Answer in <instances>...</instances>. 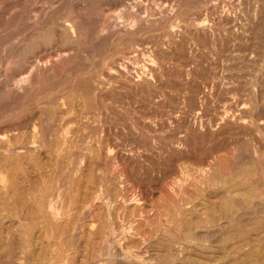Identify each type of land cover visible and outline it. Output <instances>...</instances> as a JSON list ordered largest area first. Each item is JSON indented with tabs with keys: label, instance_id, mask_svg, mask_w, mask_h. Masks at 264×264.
<instances>
[{
	"label": "rangeland",
	"instance_id": "rangeland-1",
	"mask_svg": "<svg viewBox=\"0 0 264 264\" xmlns=\"http://www.w3.org/2000/svg\"><path fill=\"white\" fill-rule=\"evenodd\" d=\"M71 1L86 31L61 45L70 0H0V131L20 147L2 181L21 198L0 264H264V0Z\"/></svg>",
	"mask_w": 264,
	"mask_h": 264
},
{
	"label": "bare ground",
	"instance_id": "bare-ground-1",
	"mask_svg": "<svg viewBox=\"0 0 264 264\" xmlns=\"http://www.w3.org/2000/svg\"><path fill=\"white\" fill-rule=\"evenodd\" d=\"M26 4H27V1H29V0H23ZM47 1V0H46ZM74 1V0H73ZM79 1V0H78ZM144 1V0H143ZM159 1V0H158ZM173 1V0H172ZM177 2V0H174L173 2ZM179 1H182V2H184V3H186V4H188L189 6H191V7H200V6H202V5H207L208 3H210V0H179ZM178 1V2H179ZM215 1V0H214ZM220 1V0H219ZM229 1V0H228ZM248 1V0H247ZM256 1V0H255ZM254 1V2H255ZM262 1V0H261ZM60 2V1H59ZM58 2V3H59ZM72 1L70 0V2H69V4L66 6V15H65V18L63 19V21L61 22V24H60V26H61V30H62V32H63V34H64V39H63V42H62V44L61 45H65L66 43H72L73 42V40H74V35H73V33L75 34V33H85V31H86V25H85V23H84V21H83V16H82V14H81V12H79V11H77L75 8H74V6H72V3H71ZM89 2V1H88ZM91 2V1H90ZM93 2V1H92ZM97 2V1H96ZM95 2V3H96ZM146 2V1H145ZM177 2V3H178ZM213 2V1H212ZM211 2V3H212ZM223 2V1H222ZM230 2V1H229ZM242 2H243V0H242ZM251 2V1H250ZM38 3V2H37ZM57 3V4H58ZM165 3V2H164ZM232 3H233V1H232ZM1 4H3V3H1ZM36 4V3H35ZM145 3L144 2H142V0H132V2L131 3H128V8H130V7H132V6H138V7H142V5H144ZM154 4H156V1H155V3ZM153 4V5H154ZM162 4H163V2H162ZM162 4H160V5H162ZM169 4V3H168ZM219 4H222L221 2L219 3ZM248 4V3H247ZM28 5V4H27ZM34 5V4H33ZM38 5H41V4H38ZM99 5V4H98ZM103 5V4H102ZM101 5V6H102ZM152 5V6H153ZM165 5V4H164ZM174 5H175V3H174ZM176 5H178V4H176ZM176 5L174 6V7H176ZM226 5V4H225ZM35 6V5H34ZM117 6H118V4H117ZM126 6V5H125ZM168 6V5H167ZM185 6V5H184ZM33 7V6H32ZM53 7V6H52ZM104 7V6H103ZM159 7V6H158ZM161 7V6H160ZM165 8H167L166 6H164ZM224 7H226V6H224ZM29 8H31V7H29ZM55 8V7H54ZM112 8V7H111ZM115 8V7H114ZM144 8V7H143ZM168 8H170V6L168 7ZM212 8H213V6H212ZM13 9V8H12ZM16 9V8H15ZM24 9V8H23ZM49 9V8H48ZM125 9V8H124ZM127 9V8H126ZM125 9V10H126ZM131 9V8H130ZM139 9H141L142 10V8H139ZM153 9V8H152ZM209 9V8H208ZM211 9V8H210ZM229 9V8H228ZM51 10V9H50ZM81 10V9H80ZM140 10V11H141ZM154 10V9H153ZM157 10V9H156ZM167 10V9H166ZM166 10L165 9H161V10H159V12L157 13L158 14V18L159 19H163V20H166L169 16H167V12H166ZM175 10V9H174ZM180 10V9H179ZM22 11V10H21ZM24 11V10H23ZM22 11V12H23ZM119 11H121V8H120V10ZM124 11V10H123ZM143 11V10H142ZM167 11H169V10H167ZM185 11V10H184ZM210 11V10H209ZM213 11V10H212ZM10 12V11H9ZM13 12V11H12ZM15 12V11H14ZM22 12H21V14H22ZM40 12H42V11H40ZM48 12V11H47ZM110 12V11H109ZM116 12V11H115ZM176 12H177V8H176ZM179 12V11H178ZM196 12V11H195ZM84 13H86V10H85V12ZM112 13V12H111ZM114 13V12H113ZM127 13V12H126ZM132 13V12H131ZM139 13V12H138ZM169 13V12H168ZM186 13V12H185ZM197 13V12H196ZM13 14V13H12ZM11 14V15H12ZM34 14V16L36 17L38 14L37 13H33ZM45 15L47 14V13H44ZM96 14V13H95ZM122 14V13H121ZM156 14V15H157ZM195 14V13H194ZM10 15V14H9ZM45 15H44V17H45ZM49 15V14H48ZM59 15V14H58ZM100 15H101V12H100ZM115 15H116V13H115ZM144 15V14H143ZM142 15V16H143ZM203 15V14H202ZM50 16V15H49ZM102 16V15H101ZM103 16H104V14H103ZM108 16V15H107ZM141 16V15H140ZM171 16V15H170ZM189 16V15H188ZM8 17V16H7ZM12 17H13V15H12ZM34 17V18H35ZM60 17V16H59ZM121 17V16H120ZM201 17V16H200ZM5 18H6V16H5ZM116 18H118L119 19V17L118 16H116ZM122 18V17H121ZM139 18H141V17H139ZM154 18V17H153ZM204 18V17H203ZM9 19V18H8ZM28 19V21H30L29 20V18H27ZM99 19V18H98ZM134 19V18H133ZM156 19V18H155ZM158 19V20H159ZM198 19H200V18H198ZM205 19V18H204ZM37 20H38V18H37ZM37 20H36V22H37ZM111 20V19H110ZM110 20L107 18V19H105V21H107V22H105L103 25H102V27H100V28H97L96 29V31H95V33H99L100 31H102L103 29L105 30V28H110V27H115V24L113 23V22H110ZM122 20V19H121ZM154 20V19H153ZM169 20V19H168ZM117 21V20H116ZM123 21V20H122ZM130 21V20H129ZM176 21V20H175ZM203 21V20H202ZM24 22V21H23ZM22 22V23H23ZM102 22H104V21H102ZM115 22V21H114ZM119 22V21H118ZM118 22H116V24L118 25ZM133 22V21H132ZM158 22V21H157ZM37 23H39V22H37ZM128 24H130L131 23V21H130V23L129 22H127ZM154 23V22H153ZM161 23V22H160ZM172 23V22H171ZM197 23V22H196ZM147 24H148V22H147ZM189 24V23H188ZM199 24V23H198ZM131 25V24H130ZM133 25V24H132ZM159 25V24H158ZM193 25V24H192ZM122 26V25H121ZM176 26V25H175ZM197 26H199V25H197ZM127 27L129 28V26L127 25ZM133 27V26H132ZM32 29L34 28V27H31ZM121 28V27H120ZM112 29V28H111ZM155 29V28H154ZM167 29H168V27H167ZM122 30V29H121ZM126 30V29H125ZM179 30V29H178ZM137 30H134L133 32H136ZM28 32V31H27ZM30 32V31H29ZM166 33H170L169 31H166ZM141 34V33H140ZM115 35V34H114ZM162 35V34H161ZM138 37V36H137ZM22 38V37H21ZM125 38V37H124ZM148 38V37H147ZM150 38H152V37H150ZM19 39V38H18ZM122 40V39H121ZM145 40H147V39H145ZM151 40V39H150ZM154 40H156V38L154 39ZM10 41H13L14 42V40H10ZM10 41H8L9 43H10ZM103 42L104 41H106V40H102ZM102 41H101V43H102ZM119 41V40H118ZM138 41H140V40H138ZM143 41V40H142ZM161 41V40H160ZM87 42V41H86ZM107 42V41H106ZM141 42V41H140ZM147 42V41H146ZM167 42V41H166ZM169 42V41H168ZM22 43V42H21ZM163 43V42H162ZM87 44V43H86ZM99 45H100V42L98 43ZM7 45H9V44H7ZM12 46H13V43L11 44ZM98 45V46H99ZM159 45V44H158ZM167 45V44H166ZM153 46V45H152ZM151 46V47H152ZM9 47H10V45H9ZM53 47H55V46H53ZM169 47V46H168ZM4 48H7V46L6 47H4ZM84 48V47H83ZM97 48V47H96ZM152 48H155V47H152ZM12 49V48H11ZM95 49V48H94ZM7 50V49H6ZM5 50V51H6ZM8 50H10L9 48H8ZM8 50H7V52H8ZM55 50H57V49H55ZM65 50V49H64ZM63 50V51H64ZM4 50H1V53L3 52ZM11 51V50H10ZM44 51V50H43ZM165 51V50H164ZM47 52V51H46ZM62 52V51H61ZM4 53V52H3ZM2 53V54H3ZM6 53V52H5ZM10 53V52H9ZM8 53V54H9ZM52 53V52H51ZM69 53H71V52H69ZM90 54L92 53V52H89ZM63 54V53H62ZM4 55V54H3ZM45 55V54H44ZM47 55V54H46ZM51 55H53V53L51 54ZM70 56H71V54H69ZM74 55V54H73ZM126 55H128V54H126ZM132 54H130V56H131ZM161 55V54H160ZM56 56H57V54H56ZM62 56V55H61ZM64 56V55H63ZM69 56V57H70ZM41 57H43V56H41ZM51 57V56H50ZM49 57V58H50ZM52 57H54V55L52 56ZM65 57V56H64ZM64 57H61V58H64ZM67 57V56H66ZM7 58V57H6ZM45 58V57H44ZM55 58V57H54ZM53 58V59H54ZM68 58V57H67ZM73 58V57H72ZM72 58H70V59H72ZM1 59H2V57H1ZM11 59V58H10ZM38 59V58H37ZM47 59V58H46ZM46 59H44V60H46ZM52 59V58H51ZM50 59V60H51ZM52 59V60H53ZM57 59V58H56ZM56 59H54V60H56ZM66 59V58H65ZM69 59V58H68ZM125 59V58H124ZM30 61H29V69L31 70V68H33V67H35V66H37L38 65V61L37 60H31V59H29ZM58 60H59V58H58ZM63 60V59H62ZM10 61V60H9ZM9 61H8V63H9ZM13 61V60H12ZM57 61V60H56ZM56 61H54V62H56ZM64 61V60H63ZM117 61V60H116ZM16 61L14 60V63H15ZM42 62V61H41ZM45 62V61H44ZM68 62V61H67ZM11 63V62H10ZM10 63L8 64V65H10ZM53 63V62H52ZM59 63V62H58ZM58 63H56V64H58ZM118 63H121V62H118ZM16 64V63H15ZM48 64V63H47ZM49 64H51V63H49ZM54 64V63H53ZM69 64V63H68ZM115 64V63H114ZM124 64V63H123ZM79 65H80V63H79ZM16 66V65H15ZM1 67V66H0ZM38 67V66H37ZM40 67V66H39ZM41 67H42V65H41ZM44 67V66H43ZM54 67H55V65H54ZM74 67V66H73ZM49 68V67H48ZM57 68V67H56ZM78 68V67H77ZM28 69V68H27ZM34 69V68H33ZM75 69V68H74ZM74 69H72V70H74ZM116 69V68H115ZM118 69V68H117ZM122 69V68H121ZM57 70V69H56ZM47 71L48 70H46V72H45V74L47 73ZM67 71V70H66ZM121 71V70H120ZM30 72V71H29ZM32 72H34L33 70H32ZM72 72V71H71ZM119 72V71H118ZM49 73H51V72H49ZM48 73V74H49ZM55 73V72H54ZM77 73H78V71H77ZM22 74V73H21ZM30 74H32L31 72H30ZM35 74V73H34ZM55 74H57V73H55ZM85 74V73H84ZM6 75V74H5ZM28 75H29V73H28ZM36 75V74H35ZM52 75L53 74H51V77H52ZM67 75V74H66ZM70 75V74H69ZM25 76V75H24ZM33 76V75H32ZM42 76V75H41ZM48 76V75H47ZM46 75H45V78L47 77ZM82 76V75H81ZM80 76V77H81ZM20 77V76H19ZM28 77V76H27ZM30 77V76H29ZM29 77L27 78V79H29ZM40 77V76H39ZM63 77V76H62ZM61 77V78H62ZM35 78H36V76H35ZM34 78V79H35ZM40 78H42V77H40ZM48 78V77H47ZM110 79H111V77H110ZM24 80H26L25 79V77H23L22 79H17L16 81H15V83H18V82H20V81H24ZM45 80V79H44ZM91 80H93V78L91 79ZM29 81V80H28ZM27 81V82H28ZM25 82V81H24ZM102 82V81H101ZM98 83H100V82H98ZM24 84V83H23ZM39 84V83H38ZM27 85V84H26ZM34 85V84H33ZM36 85L37 84H35V87L34 88H36ZM86 85V84H85ZM16 86V84L14 85V87ZM18 86V85H17ZM19 86H20V84H19ZM38 86V85H37ZM50 86H51V84H50ZM78 86V85H77ZM33 87V86H32ZM81 87V86H80ZM37 89V88H36ZM35 89V90H36ZM75 89V88H74ZM29 90V88L27 89L26 88V91H28ZM82 90V89H81ZM84 90V89H83ZM94 90V89H93ZM19 91V90H18ZM34 91V90H33ZM79 91V90H78ZM17 92V91H16ZM20 93H21V91H19ZM31 94H33V92L31 93ZM77 95V94H76ZM12 96V95H11ZM22 96H24V94L22 95ZM81 96V95H80ZM17 97V96H16ZM15 97V98H16ZM21 97V96H20ZM17 99V98H16ZM15 99V100H16ZM27 100V99H26ZM45 100V99H44ZM39 102V101H38ZM37 102V103H38ZM12 103V102H11ZM35 103H36V101H35ZM29 104V103H28ZM32 104V103H31ZM18 106V105H17ZM20 106V105H19ZM25 106V105H24ZM22 108H24V107H22ZM22 108H21V110L20 111H22ZM17 109V108H16ZM33 110V109H32ZM36 110V109H35ZM16 111V110H15ZM54 111V110H53ZM36 113V112H35ZM45 113V112H44ZM26 114V113H25ZM14 115H15V113H14ZM46 115V114H45ZM12 117V116H11ZM43 118V117H42ZM48 120V119H47ZM3 121V119L2 118H0V123ZM14 121V120H13ZM23 121V120H22ZM20 122V121H19ZM9 123V122H8ZM21 123V122H20ZM48 123V122H47ZM19 126H20V124H18ZM18 125H14V126H12V128L14 127L15 128V126H18ZM30 125V124H29ZM8 126V125H7ZM6 126V127H7ZM19 128V127H18ZM0 129H1V127H0ZM8 129H10V128H8ZM11 130H13V129H11ZM47 130H50V128L49 129H47ZM11 133V132H10ZM12 137H14V135H13V133L12 134H8V133H6V131H3V132H1L0 131V202L2 201V205H0L1 207H0V259L1 258H8V261H9V259H11L13 256H14V254H15V252H14V249H15V251L17 250L16 249V246H15V243H14V241H16L15 239H18V238H16V236L18 235V234H16L15 232H13V230L11 231V229H9V227L7 226V228H8V230L6 229V230H4V228H6L1 222V220H3L5 217H9V219L8 220H10V217L13 215V216H15L13 213H12V215H11V213L10 212H8V211H6V212H2V210L4 209L5 210V204H9L10 203V199H9V196H11V199H12V202H14V201H20V199L21 198H19L20 196H18V194L17 193H14V194H10L9 193V188H7V185H6V183L5 182H3L2 181V178H4V177H6V175H7V168H8V166H10V165H14V164H17V161H18V159H14L13 157H15V154H18V149L20 148V147H16V146H14L13 144H12ZM258 140V139H257ZM259 143V142H258ZM111 146V145H110ZM260 146V145H259ZM213 147V146H212ZM246 152V151H245ZM249 152V151H248ZM105 153V152H104ZM98 155V154H97ZM236 155V157H237V154H235ZM13 156V157H12ZM17 156V155H16ZM218 157V156H217ZM220 157V156H219ZM221 157H222V154H221ZM228 157H229V155H228ZM227 157V158H228ZM248 157H250V156H248ZM242 158V157H241ZM257 158V157H256ZM238 159V158H237ZM244 159V158H243ZM249 159V158H248ZM246 160V161H249V160ZM252 159V158H251ZM263 159V158H262ZM229 160V159H228ZM227 160V162H229ZM245 160V159H244ZM255 160H257V159H255ZM72 161H74L73 159H72ZM221 161V160H220ZM225 161V160H224ZM239 161V160H238ZM253 161V160H252ZM258 161V160H257ZM260 161V160H259ZM258 161V162H259ZM97 162V161H96ZM226 162V163H227ZM232 162V161H231ZM240 162V161H239ZM242 162H243V160H242ZM261 162V161H260ZM98 163H99V161H98ZM218 163V162H217ZM234 163V162H233ZM244 163V162H243ZM252 163V162H251ZM242 164V163H241ZM245 164V163H244ZM243 164V165H244ZM262 164V163H261ZM264 164V163H263ZM240 165V164H239ZM259 165V164H258ZM227 166H228V163H227ZM226 166V168H228L227 170L229 171L230 169H229V167H227ZM232 166V165H231ZM254 166V165H253ZM262 166V165H261ZM94 167V166H93ZM102 167V166H101ZM104 167V166H103ZM222 167H225V166H222ZM264 167V166H263ZM219 168V167H218ZM235 167H233V169H234ZM245 169H246V167H244ZM260 169H261V167H259ZM259 168H257V171H258V169ZM71 169V168H70ZM73 169V168H72ZM223 169V168H222ZM237 169V168H236ZM248 169V168H247ZM251 169H252V167H251ZM259 169V170H260ZM221 170V169H220ZM219 170V171H220ZM224 170H226V169H224ZM254 170V169H253ZM264 170V169H263ZM105 171V170H104ZM223 171V170H222ZM256 171V172H257ZM93 172V171H92ZM231 172H235L234 170L233 171H231ZM246 172V171H245ZM255 172V171H254ZM260 172V171H259ZM104 173V172H103ZM223 173V172H222ZM227 173V172H226ZM230 173V172H229ZM228 173V174H229ZM241 173V172H240ZM240 173H237V174H240ZM203 174V173H202ZM220 174V173H219ZM242 174H243V172H242ZM251 173H249V175H250ZM260 174H263V172H260ZM221 175V174H220ZM227 175V174H226ZM256 175V174H255ZM264 175V174H263ZM205 176V175H204ZM207 176V175H206ZM223 176V175H222ZM222 176H221V178H222ZM225 176V175H224ZM230 176V175H229ZM228 176V177H229ZM239 176V175H238ZM237 176V177H238ZM259 176V175H258ZM226 177V176H225ZM240 177H241V175H240ZM199 178V177H198ZM204 178V177H203ZM216 178V177H215ZM220 178V179H221ZM243 178V177H242ZM97 179H98V177H97ZM218 179V178H217ZM227 179V178H226ZM237 179V178H236ZM210 180V179H209ZM209 180H208V182H209ZM222 180V179H221ZM220 180V181H221ZM223 180L225 181V179L223 178ZM238 180V179H237ZM242 180H245L244 178L242 179ZM241 179H240V182L242 181ZM98 181V180H97ZM105 181V180H104ZM198 181V180H197ZM205 181V180H204ZM207 181V180H206ZM205 181V182H206ZM220 181H217V182H220ZM227 181V180H226ZM246 181V180H245ZM250 181V180H249ZM50 182V181H49ZM223 182V181H222ZM244 182V181H243ZM199 183V182H198ZM221 183V182H220ZM246 183V182H245ZM250 183H251V181H250ZM255 183V185H257V183H259V181L256 183V181L254 182ZM98 184V183H97ZM96 184V185H97ZM206 184V183H205ZM209 184V183H208ZM223 184H224V182H223ZM232 184V183H231ZM230 184V185H231ZM252 184V183H251ZM263 184V183H262ZM95 185V186H96ZM228 185H229V183L227 184V187H228ZM239 185H241L240 183H239ZM243 185V184H242ZM245 185V184H244ZM261 185V184H260ZM108 187V186H107ZM195 187V186H194ZM198 187V186H197ZM207 187V186H206ZM222 187V186H221ZM220 187V188H221ZM226 187V186H225ZM232 186H230L229 187V189L231 188ZM236 187V186H235ZM260 187V186H259ZM47 188V187H46ZM106 188V187H105ZM210 188V187H209ZM243 188H246V185H245V187H243ZM256 188H258L257 186H256ZM256 188H254V189H256ZM262 188H263V186H262ZM109 189V188H108ZM195 189V188H194ZM199 188H197V190H198ZM207 189V188H206ZM211 189V188H210ZM231 189H233L234 190V188L232 187ZM242 189V188H241ZM258 189H260V188H258ZM107 190V189H106ZM223 190H224V188H223ZM228 190V189H227ZM243 190H245L244 192H243V198L245 199V201L243 202V203H245L246 201L247 202H250V200H252V196H253V198H256V197H254V193H255V190H251V189H248V190H246V189H243ZM263 190H264V188H263ZM41 191H43V190H41ZM92 191V190H91ZM90 191V192H91ZM116 191V190H115ZM210 191V190H209ZM212 191V190H211ZM218 191V190H217ZM225 191V190H224ZM231 191V190H230ZM236 191V190H235ZM234 191V193H236L235 194V196H237V192H235ZM242 191V190H241ZM241 191L239 192L240 194H241ZM64 192V191H63ZM177 192V191H176ZM261 192V191H260ZM71 193H73V192H71ZM211 193V192H210ZM225 193V192H224ZM42 194V193H41ZM217 194V193H216ZM215 194V195H216ZM230 194H231V192H230ZM230 194H229V197L231 198V196H230ZM256 194H257V192H256ZM261 195V193H258V195ZM15 195H17L16 196V198H14V196ZM40 195V194H39ZM61 195V194H60ZM88 195H89V193H88ZM108 195V194H107ZM232 195V194H231ZM239 195V194H238ZM258 195H257V197H258ZM44 196V195H43ZM240 196V195H239ZM239 196H237V197H239ZM85 197H87V196H85ZM100 197V196H99ZM113 197V196H112ZM236 197V198H237ZM263 197V196H262ZM43 197L41 196V199H42ZM53 198V197H52ZM93 198H94V196H93ZM101 198V197H100ZM123 198V197H122ZM177 198V197H176ZM225 198H226V196H225ZM232 198H233V195H232ZM232 198H231V200L228 198V199H226V206H232V204H233V201H232ZM235 198V197H234ZM233 198V200H236V198L234 199ZM185 199V198H184ZM241 199V198H240ZM48 200V199H47ZM51 200V199H50ZM65 200V199H64ZM89 200V199H88ZM93 200V199H92ZM95 200V199H94ZM107 200V199H106ZM177 199H175V201H176ZM224 200V199H223ZM238 200V199H237ZM243 200V199H242ZM249 200V201H248ZM256 200V199H255ZM38 201V200H37ZM44 201H45V199H44ZM53 201V200H52ZM108 201V200H107ZM119 201V200H118ZM129 201V200H128ZM186 201V200H185ZM216 201V200H215ZM239 201V200H238ZM257 201H259L260 202V200H257ZM49 202H51V201H49ZM48 202V203H49ZM253 202V201H252ZM258 202V203H259ZM60 203V202H59ZM236 203H239V204H241V206L243 205V207H244V204L241 202L240 203V201L239 202H236ZM255 203H256V201H255ZM40 204H42V203H40ZM47 204V203H46ZM52 204V203H51ZM67 204V203H66ZM113 204H114V202H113ZM218 204V203H217ZM224 204V203H223ZM222 204V205H223ZM250 205L252 204V203H249ZM249 204H248V206H249ZM264 204V203H263ZM36 205H38V203L36 204ZM48 205V204H47ZM83 205V204H82ZM81 205V206H82ZM176 205V204H175ZM221 205V204H220ZM221 205V206H222ZM234 205V204H233ZM254 205V204H253ZM257 206H258V204H256ZM262 205V204H261ZM38 206H41V205H38ZM50 206V205H49ZM69 206V205H68ZM78 206V205H77ZM76 206V207H77ZM83 206H85V205H83ZM105 206V205H104ZM235 206V205H234ZM240 206V207H241ZM247 206V205H246ZM260 206V205H259ZM41 207H43V206H41ZM41 207H40V210H41ZM114 207V206H113ZM233 207V206H232ZM256 207V206H255ZM261 207V206H260ZM15 208V207H14ZM111 208V207H110ZM176 208V207H175ZM225 208V207H224ZM235 207H233V209H234ZM251 208H254V206H252ZM263 208V207H262ZM17 209V208H16ZM38 209H39V207H38ZM50 209V208H49ZM61 209V208H60ZM73 209V208H72ZM229 209H231V208H229ZM245 209H247V208H245ZM255 209V208H254ZM253 209V210H254ZM12 210H14V209H12ZM20 210V209H19ZM18 210V211H19ZM36 210V209H35ZM43 210V209H42ZM52 210V209H51ZM67 210V209H66ZM108 210V209H107ZM176 210V209H175ZM225 210H226V208H225ZM224 210V211H225ZM259 210H260V208H259ZM261 210H263V212H264V208L263 209H261ZM39 211V210H38ZM44 211H45V209H44ZM43 211V212H44ZM47 211V210H46ZM60 211V210H59ZM65 211V210H64ZM68 211V210H67ZM105 211V210H104ZM246 211H248V210H246ZM15 212V211H14ZM36 212V211H35ZM40 212V214L42 215L43 213H41V211H39ZM52 212V211H51ZM56 212V211H55ZM63 212V211H62ZM69 212V211H68ZM74 212V211H73ZM227 212V211H226ZM239 212V211H238ZM254 212V211H253ZM259 212V211H258ZM38 213V212H37ZM65 213V212H64ZM91 213V212H90ZM105 213H106V211H105ZM244 213V212H243ZM16 214V213H15ZM53 214V213H52ZM56 214V213H55ZM57 214H58V212H57ZM226 214V213H225ZM230 214H231V212H230ZM250 214V213H249ZM261 214H262V211H261ZM260 214V212H259V215L260 216H263V214L261 215ZM19 215H20V213H19ZM18 214H17V216H16V219H17V217L19 216ZM64 215V214H63ZM238 215V214H237ZM20 216H22V215H20ZM37 216H38V214H37ZM59 216V215H58ZM224 216V215H223ZM231 216V215H230ZM33 217V216H32ZM49 217V216H48ZM76 217V216H75ZM146 217V216H145ZM174 217V216H173ZM225 217V216H224ZM264 217V216H263ZM12 218V217H11ZM34 218V217H33ZM62 218V217H61ZM105 218V217H104ZM181 218V217H180ZM227 218V217H226ZM261 218L262 217H260V221H261ZM20 219V218H19ZM52 219V218H51ZM58 219V218H57ZM67 219V218H66ZM232 219V218H231ZM240 219V218H239ZM256 219V218H255ZM183 220V219H182ZM224 220V219H223ZM253 220V219H252ZM264 220V219H263ZM12 221H14L13 219H12ZM40 221H41V219H40ZM60 221V220H59ZM67 221V220H66ZM107 221V220H106ZM142 221V220H141ZM151 221V220H150ZM6 222V221H5ZM72 223H73V221H71ZM165 222V221H164ZM235 222H236V218H235ZM263 222V221H262ZM9 223H10V221H9ZM12 223V222H11ZM10 223V224H11ZM75 223V222H74ZM73 223V224H74ZM90 223V222H89ZM152 223H153V221H152ZM151 223V224H152ZM161 223V222H160ZM194 223V222H193ZM214 223V222H213ZM57 224V223H56ZM72 224V225H73ZM153 224H155V223H153ZM211 224H212V222H211ZM241 224V223H240ZM261 224V222L259 223V225ZM7 225V224H6ZM13 225V224H12ZM42 225V224H41ZM62 225H63V223H62ZM105 225V224H104ZM117 225V224H116ZM134 225V224H133ZM146 225H147V223H146ZM256 225V224H255ZM258 225V226H259ZM56 226H58V225H56ZM61 226V225H60ZM151 226V225H150ZM183 226V225H182ZM192 226V225H191ZM211 226V225H210ZM214 226V225H213ZM236 226L237 225H235V228H236ZM241 226V225H240ZM244 226V225H243ZM257 226V225H256ZM43 228H44V225L42 226ZM42 227H41V229H42ZM209 227V226H208ZM218 227V226H217ZM222 227H223V225H222ZM238 227V226H237ZM108 228V227H107ZM111 228V227H110ZM124 228H127V227H124ZM164 228V227H163ZM224 228V227H223ZM16 229V228H15ZM39 229H40V227H39ZM46 229V228H45ZM45 229H44V231H45ZM72 229V228H71ZM114 229V228H113ZM229 229V228H228ZM238 229H240V228H238ZM122 230V229H121ZM15 231V230H14ZM143 231V230H142ZM155 231V230H154ZM4 232H6V233H4ZM20 232V231H19ZM18 232V233H19ZM47 232H48V230H47ZM97 232V231H96ZM119 232V231H118ZM126 232V231H125ZM153 232V231H152ZM164 232H165V230H164ZM164 232H163V234H164ZM211 232V231H210ZM228 232V231H227ZM21 233V232H20ZM46 233V232H45ZM128 233V232H127ZM214 233H217V232H214ZM226 233V232H225ZM69 234V233H68ZM103 234V233H102ZM122 234V233H121ZM130 234V233H129ZM133 234V233H132ZM138 234V233H137ZM147 234V233H146ZM219 234V233H218ZM92 235V234H91ZM94 235V234H93ZM106 235V234H105ZM217 235V234H216ZM222 235V234H221ZM229 235V234H228ZM47 236V235H46ZM124 236V235H123ZM143 236V235H142ZM170 236V235H169ZM226 236V235H225ZM224 236V237H225ZM18 237V236H17ZM114 237V236H113ZM211 237V236H210ZM227 237V236H226ZM231 237V236H230ZM22 238V237H21ZM140 238V237H139ZM149 238V237H148ZM220 238V237H219ZM52 239V238H51ZM66 239V238H65ZM98 239H99V237H98ZM114 239V238H113ZM130 239V238H129ZM221 239V238H220ZM56 240V239H55ZM91 240V239H90ZM117 240V239H116ZM122 240V239H121ZM231 240V239H230ZM50 241V240H49ZM62 241V240H61ZM67 241V240H66ZM99 241V240H98ZM105 241V240H104ZM125 241V240H124ZM139 241H140V239H139ZM138 242V241H137ZM228 242H229V240H228ZM14 243V244H13ZM17 243H18V241H17ZM60 243V242H59ZM107 243H108V241H107ZM113 243V242H112ZM120 243V242H119ZM141 243H143V242H141ZM128 244V243H127ZM138 244V243H137ZM18 245H19V243H18ZM60 245V244H59ZM62 245V244H61ZM60 245V246H61ZM133 245V244H132ZM15 248H14V247ZM59 246V247H60ZM100 246V245H99ZM114 246V245H113ZM116 246V245H115ZM20 247V246H19ZM55 247H57V246H55ZM97 247V246H96ZM62 248H63V246H62ZM62 248H60V249H62ZM95 248V247H94ZM125 248V247H124ZM20 249V248H19ZM103 249V248H102ZM122 249V248H121ZM131 250H132V248H130ZM54 250V249H53ZM52 250V251H53ZM63 250V249H62ZM124 250V249H123ZM136 250V249H135ZM18 251V250H17ZM21 251V250H20ZM60 251V250H59ZM22 252H24V251H22ZM30 252H32V251H30ZM54 252V251H53ZM60 252H62V251H60ZM93 252V251H92ZM113 252V251H112ZM261 252V251H260ZM28 253H29V250H28ZM28 253H26V255L28 254ZM63 253H64V251H63ZM83 253V252H82ZM99 253V252H98ZM127 253H128V251H127ZM126 253V254H127ZM259 253V252H258ZM50 254H52V253H50ZM54 254H57V253H54ZM54 254H52V256L54 255ZM131 254V253H130ZM58 255V254H57ZM78 255V254H77ZM95 255V254H94ZM97 255V254H96ZM101 255V254H100ZM56 256V255H55ZM62 256V255H61ZM93 256V255H92ZM131 256V255H130ZM139 256V255H138ZM18 258V257H17ZM25 258V257H24ZM28 258V257H27ZM31 258V257H30ZM28 260H30V259H28ZM47 260V259H46ZM18 261V260H17ZM16 261V262H17ZM58 261H59V259H58ZM2 262V261H1ZM28 262V261H27ZM52 262V261H51ZM56 262V261H55ZM60 262V261H59ZM48 263H50V262H48ZM58 263V262H57ZM2 264V263H1ZM20 264V263H19ZM55 264V263H54ZM62 264V263H61ZM66 264V263H65Z\"/></svg>",
	"mask_w": 264,
	"mask_h": 264
}]
</instances>
